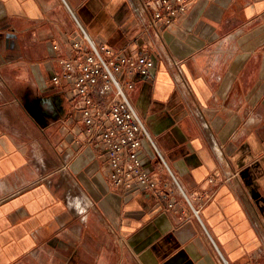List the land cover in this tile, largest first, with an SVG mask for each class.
Here are the masks:
<instances>
[{
  "label": "crops",
  "instance_id": "obj_1",
  "mask_svg": "<svg viewBox=\"0 0 264 264\" xmlns=\"http://www.w3.org/2000/svg\"><path fill=\"white\" fill-rule=\"evenodd\" d=\"M142 3L0 0V264H264V0H186L169 29ZM83 34L107 58L150 52L129 75L140 160L168 180L157 148L199 219L176 190L166 208L113 185L98 139L79 147L72 85L51 76Z\"/></svg>",
  "mask_w": 264,
  "mask_h": 264
},
{
  "label": "built area",
  "instance_id": "obj_2",
  "mask_svg": "<svg viewBox=\"0 0 264 264\" xmlns=\"http://www.w3.org/2000/svg\"><path fill=\"white\" fill-rule=\"evenodd\" d=\"M141 1L144 7H150L151 20L162 29H169L187 9L186 0ZM83 38L87 48L83 50L81 41H74L70 55L60 60V70L51 76L55 86L72 85L85 137L82 141L77 140L79 147L98 139L101 143L98 149L106 156L113 185L130 187L135 184L146 191L157 192L166 208L173 207L174 195L178 191L190 214L199 219V209L180 187L157 148V158L167 171L168 180L159 182L140 160L141 140L146 138L152 145L153 141L129 99L128 91L134 85L129 75H148L154 66L150 52L145 50L135 56L107 58L105 55L110 54L109 48L96 45L85 34Z\"/></svg>",
  "mask_w": 264,
  "mask_h": 264
},
{
  "label": "clouds",
  "instance_id": "obj_3",
  "mask_svg": "<svg viewBox=\"0 0 264 264\" xmlns=\"http://www.w3.org/2000/svg\"><path fill=\"white\" fill-rule=\"evenodd\" d=\"M42 107L45 108V110H51L53 106V101L50 97H43L41 100ZM250 119H255V117H250Z\"/></svg>",
  "mask_w": 264,
  "mask_h": 264
},
{
  "label": "bare ground",
  "instance_id": "obj_4",
  "mask_svg": "<svg viewBox=\"0 0 264 264\" xmlns=\"http://www.w3.org/2000/svg\"><path fill=\"white\" fill-rule=\"evenodd\" d=\"M180 185V184H179ZM81 204V203H80Z\"/></svg>",
  "mask_w": 264,
  "mask_h": 264
}]
</instances>
